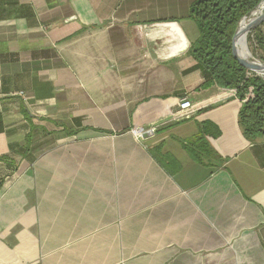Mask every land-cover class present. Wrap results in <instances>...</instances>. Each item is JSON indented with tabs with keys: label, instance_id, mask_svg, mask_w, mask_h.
Wrapping results in <instances>:
<instances>
[{
	"label": "crops",
	"instance_id": "obj_1",
	"mask_svg": "<svg viewBox=\"0 0 264 264\" xmlns=\"http://www.w3.org/2000/svg\"><path fill=\"white\" fill-rule=\"evenodd\" d=\"M194 1L0 0V264H264V137L199 88Z\"/></svg>",
	"mask_w": 264,
	"mask_h": 264
},
{
	"label": "trees",
	"instance_id": "obj_2",
	"mask_svg": "<svg viewBox=\"0 0 264 264\" xmlns=\"http://www.w3.org/2000/svg\"><path fill=\"white\" fill-rule=\"evenodd\" d=\"M262 0H195L190 17L199 29L198 39L189 54L210 74L199 88L216 87L220 96L235 97L238 124L249 141L264 137V78L250 72L234 56L232 43L240 21L255 10ZM254 39L264 61V23L253 30ZM221 134L219 127L204 121L197 135L183 142L185 149L197 162L211 165L218 159L211 143Z\"/></svg>",
	"mask_w": 264,
	"mask_h": 264
},
{
	"label": "water",
	"instance_id": "obj_3",
	"mask_svg": "<svg viewBox=\"0 0 264 264\" xmlns=\"http://www.w3.org/2000/svg\"><path fill=\"white\" fill-rule=\"evenodd\" d=\"M261 5H264V0H262L260 2V4L257 6V8L255 10L251 11L249 14L244 16L242 18V20L240 21L238 29L234 35V38H233L232 50H233L234 56L238 59V61L242 65H244L250 72L264 76V63H260L258 61L252 60L249 58V56L241 55L239 50H238V47L236 45V39L240 33V26H241V23L243 22L244 19L249 18V22L246 26V31L248 33L252 32L258 26H260L262 23H264V10L261 11L256 17L252 18V15H254V13H256V11H258L260 9ZM263 8H264V6H263Z\"/></svg>",
	"mask_w": 264,
	"mask_h": 264
},
{
	"label": "bare ground",
	"instance_id": "obj_4",
	"mask_svg": "<svg viewBox=\"0 0 264 264\" xmlns=\"http://www.w3.org/2000/svg\"><path fill=\"white\" fill-rule=\"evenodd\" d=\"M264 5H261L260 6V9L259 11H263L264 8H263ZM258 11H256V13H254V15H252V18L253 17H256L259 13H257ZM249 22V18L247 19H244L243 22L241 23V26H240V33L239 35L237 36V39H236V45L238 47V50L240 52L241 55H245V56H251L252 53L250 51V49L248 48V35L249 33L246 31V26ZM185 45H186V42H185ZM184 45V47H185Z\"/></svg>",
	"mask_w": 264,
	"mask_h": 264
},
{
	"label": "rangeland",
	"instance_id": "obj_5",
	"mask_svg": "<svg viewBox=\"0 0 264 264\" xmlns=\"http://www.w3.org/2000/svg\"><path fill=\"white\" fill-rule=\"evenodd\" d=\"M260 11L258 10L257 13H259ZM254 32H250L249 35H248V48L250 49L252 55L249 57L250 59L252 60H255V61H258L260 63H264L263 60H261L260 58V54H261V51H260V48L258 47V44L257 42L255 41L254 39ZM261 76V75H259ZM264 78V76H261Z\"/></svg>",
	"mask_w": 264,
	"mask_h": 264
},
{
	"label": "built area",
	"instance_id": "obj_6",
	"mask_svg": "<svg viewBox=\"0 0 264 264\" xmlns=\"http://www.w3.org/2000/svg\"><path fill=\"white\" fill-rule=\"evenodd\" d=\"M181 106L183 108L190 107V102L187 99H183L182 102H181ZM136 132L137 133H141V131L139 129Z\"/></svg>",
	"mask_w": 264,
	"mask_h": 264
}]
</instances>
